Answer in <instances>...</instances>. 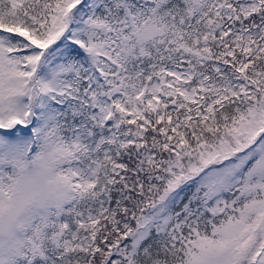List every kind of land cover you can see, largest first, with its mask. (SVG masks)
I'll list each match as a JSON object with an SVG mask.
<instances>
[{"label":"snow or ice","instance_id":"obj_1","mask_svg":"<svg viewBox=\"0 0 264 264\" xmlns=\"http://www.w3.org/2000/svg\"><path fill=\"white\" fill-rule=\"evenodd\" d=\"M0 264H264V0H0Z\"/></svg>","mask_w":264,"mask_h":264}]
</instances>
